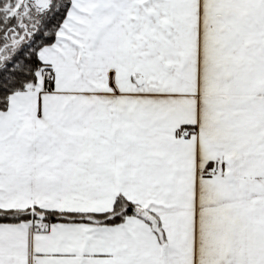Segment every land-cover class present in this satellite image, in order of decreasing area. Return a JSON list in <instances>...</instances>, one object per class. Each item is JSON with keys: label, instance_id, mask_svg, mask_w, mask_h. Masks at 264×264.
Returning <instances> with one entry per match:
<instances>
[{"label": "snow or ice", "instance_id": "snow-or-ice-1", "mask_svg": "<svg viewBox=\"0 0 264 264\" xmlns=\"http://www.w3.org/2000/svg\"><path fill=\"white\" fill-rule=\"evenodd\" d=\"M0 264H264V0H0Z\"/></svg>", "mask_w": 264, "mask_h": 264}]
</instances>
